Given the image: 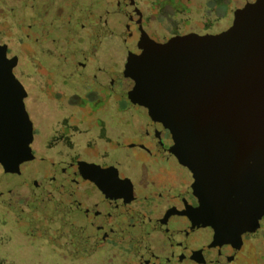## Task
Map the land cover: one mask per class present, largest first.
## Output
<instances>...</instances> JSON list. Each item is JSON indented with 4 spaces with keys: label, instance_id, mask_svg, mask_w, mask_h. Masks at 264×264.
Instances as JSON below:
<instances>
[{
    "label": "flooded vegetation",
    "instance_id": "1",
    "mask_svg": "<svg viewBox=\"0 0 264 264\" xmlns=\"http://www.w3.org/2000/svg\"><path fill=\"white\" fill-rule=\"evenodd\" d=\"M23 1L24 7L20 12L24 64L30 65L45 82L51 83L46 84L52 87V97L49 100L63 101L72 110L69 116H62L56 121L57 129L52 131L44 150H54L59 146L72 150L75 145L70 143L71 138H89L88 126L93 123L97 131L93 133L94 138L90 139L92 145L105 143L108 147L112 145V150H147L152 154L151 160L157 156L171 158L173 147L166 137L169 117L176 111L178 104L193 103L188 114L174 116L178 122L185 121V125L200 116L197 120L201 134L199 141L208 159L203 162L201 158H197L189 163H204L207 169L213 170L214 175H205L202 181L196 180L187 168L173 166L175 172L184 177L183 183H169V178L162 176V180L168 184L159 189V193L156 189L144 196L145 202L149 201L146 212L151 216L143 214L132 203L115 208L125 207L153 220L162 219L172 208H183L187 214L196 216L197 235L203 237L206 243L217 239L223 256L222 264H243V259L237 260L239 252L260 237L264 239V0H112L109 7L120 30L115 36H109L107 23H104L108 3L105 5L102 0L100 7L97 6L100 10V33L94 36L84 28L75 32L55 24L52 32L54 40L63 37L68 41L61 43L60 49L56 51H52L45 42L49 36L44 39L42 37L44 27L36 16V2L28 0L25 4L26 0ZM185 37L196 38L198 46H179L178 39ZM208 38L212 39L213 50L203 56L199 51L205 47ZM108 44L116 47V60L118 63L123 62L124 67H119V64H113L110 69L104 66L107 57L104 56V49ZM152 44L166 48L154 51L151 50ZM180 52L199 55L194 59L184 55L173 56ZM7 54L8 48L6 56ZM148 56L155 58L154 61L148 62ZM195 66L212 70L213 79L197 88V99L189 91L186 96H174V90L184 88L176 80L178 73ZM163 67L165 75H161V80L171 88L167 86L169 97L163 101L165 108L160 106L164 110L159 109L158 112L166 113V119H147L139 125L136 134L113 139L107 131V118L113 117L119 119L120 123L129 125L137 119V113H140L138 98L130 93L133 84L131 80L136 74L143 72L148 77L153 71ZM104 72L109 74L105 83ZM174 83L176 84L172 88ZM138 84L136 89L141 86V82ZM24 91L26 93L25 89ZM200 95L205 100H209L208 96L211 95L212 102L235 109L236 114L228 113L224 107L212 118H204L206 113L208 115L212 111V106L206 105ZM114 98H117L115 104H106ZM77 101L78 104H75ZM253 132L257 133V137L261 136L259 140L257 138L254 142L245 143L248 135ZM30 147L32 151V144ZM101 149L103 152L100 158L104 161V168H108L113 165L115 154H109L104 146ZM34 157L53 165L44 156ZM229 169H237L244 184L231 188L230 177H226ZM211 178L215 182L213 191L204 190L202 185L200 187V181L205 185H212ZM194 179L196 187L192 186ZM179 186L185 188L183 194L177 189ZM0 207L11 215L9 221L15 226L18 235L45 242L39 247L40 250L50 246L75 262L91 258L97 248L107 241L108 246L119 247L129 254L132 264H139L132 257L133 244L117 243L110 239L98 246L91 256L73 258L46 239L22 232L15 215L3 205L0 204ZM6 225V220H0V228ZM11 241L7 233H0V250L6 247L8 249ZM127 246L129 248L126 249ZM9 257L7 252L1 250L0 264H5L6 260V264H12L14 259ZM52 261L63 260L52 256Z\"/></svg>",
    "mask_w": 264,
    "mask_h": 264
},
{
    "label": "rangeland",
    "instance_id": "2",
    "mask_svg": "<svg viewBox=\"0 0 264 264\" xmlns=\"http://www.w3.org/2000/svg\"><path fill=\"white\" fill-rule=\"evenodd\" d=\"M27 1L28 0L25 1V4H27ZM34 1L36 2L34 9L37 10L38 14H36V16L40 18L41 21L39 20V22L44 27V34L42 37L44 39L49 36V39H45V42L50 46L52 51L59 50L61 43L68 42L63 37H61L60 40H54L52 32L54 31V26H56L55 24H60L68 30L75 32H77L79 28H84L89 34H93L94 36L100 33V10L97 9V6L100 7L102 0ZM106 3H108V11H106L107 14L104 16V23H107L109 36H115L120 33V30L116 22V17L114 13H112L111 7H109L112 0H104L105 5ZM23 4V0H0V44H5L7 46L8 54L6 56V61L14 65L13 75L27 93V98H25L23 102L33 126L34 137L32 153L34 156H44L48 161L53 163V165L73 172L82 183L91 186L100 198L108 201L113 207H120L123 204L132 203L136 209L140 210L146 216L151 215L146 212L149 201L145 202L144 196L147 192H153L156 191V189L159 193V189L168 184L167 181L164 182L162 180V176H167L169 178V183L170 181L173 183H181L182 179H184L181 174L175 172L176 167L178 168L181 166L187 168L189 173L193 174L196 180L203 179L205 175H214L213 170L207 169L204 163L200 165H192V163H189L197 158H201L203 162L208 159L199 141L201 134L197 120L200 116H197L186 125L185 121L178 122L179 120H176L174 116H184L188 114V110L192 108L193 103L184 105L178 104L176 111L169 117L170 120L166 137L170 139L172 143L171 146L173 147V149L170 148L174 152L171 158L157 156L151 160L152 154L147 150H134V148L112 150V145L108 147L105 143L104 145H92L90 139L94 138L93 133L97 131L96 125L93 123H90L88 126L89 138H85V140L76 136L71 138L70 143L75 145L72 150H65L60 146L54 150H44L48 140L52 136V131L54 128L57 129L56 121L62 116H69L72 110L68 105H65L63 101L57 100V102H54L53 100H49L52 97V87L46 84L50 82H45L41 75H38L36 71L32 70L30 65L24 64V44L22 41L23 35L20 12L22 7H24ZM12 10H14V12ZM36 24H38L37 21ZM53 44L55 47H53ZM212 50L213 42L212 39L208 38V42L205 47L199 51V54L206 56ZM61 51H63V48ZM115 52L116 47H113L111 44H108L107 48L104 49V56L108 57H106L104 66L109 69L113 64H119V67H124L123 62L118 63L119 61L116 60ZM199 54L180 52L173 56L178 57L184 55L194 59V57L196 58ZM164 72V67L157 71H153L148 77H145L146 75L141 72V74H136L134 79L131 80L133 84L130 93L138 98L137 106L140 113H137V119H134L129 125L122 124L119 119L113 117L110 119L107 118V131L113 139L118 136L136 134L137 131H139V125L147 119L151 121H164V119H166V113L162 111V113L158 112L159 109L164 110L165 102L163 101L169 97V93H167L168 85H165V82L161 80ZM212 72V70L208 69L203 70L200 66L181 70L178 76H176V80L183 84L184 88L180 87L174 90V96H186L189 91L190 93L193 92L194 99H197V88L204 82L211 80V78L213 79L212 75L214 73L212 74ZM26 74H29L30 77ZM108 77L109 74L104 72V83L107 81ZM140 82L141 86H138V89H136V85ZM175 84L176 83L172 85V88ZM203 97L204 96L200 95V98ZM208 98L211 99V95L210 97L208 96ZM210 99H204L206 105L212 106V111L208 115L206 113V116H203L204 118H212L214 115L219 114L224 107L227 109L228 113L232 115L236 114L235 109H229L219 102H212ZM116 101L117 98H114L106 104H115ZM75 104H78V101L75 102ZM72 123L74 122L72 121ZM256 134V132H253L248 135L245 143L254 142L257 138L259 140L261 136L257 137L258 135ZM88 142H90V144H88ZM102 146H104V150L109 154H115V161L113 165L108 168H104V161L100 158V154L103 152V148L101 149ZM46 154L48 156H46ZM74 159L76 161H74ZM72 160L74 162H71ZM173 166H175V168H173ZM1 169L0 167V179L3 175ZM227 171L226 177H230V184H232L230 186L231 188H238V186H241V183L244 184V181L240 180V173L237 169H229ZM195 179L192 183L194 187H196ZM201 181L199 183L200 187L202 185L204 190L213 191V184H215L213 178H211L212 185L210 186L207 184L205 185L203 182L201 183ZM156 186L158 187L156 188ZM177 189L180 190L181 194H183L185 190L183 186H179ZM155 198L157 199L158 197ZM10 216L11 215L5 208L0 207V220H6L8 224L0 228V233H7L10 240H12L11 243L9 242L8 249H6V247L4 248L6 250H1L4 253L7 252L10 255L9 258L14 259L12 264H65L63 261H68L71 264H132L129 254L125 253L124 250L119 247L112 245L108 246L107 241L97 248L95 254L91 258L81 259L75 262L65 257L62 252L53 250L50 246H47V249L40 250L39 247H42L45 242L39 239H26L18 235L15 231V226L9 221ZM127 248L129 247L127 246L126 249ZM52 256L63 261L54 262L52 261ZM239 259H243V264H264V239L260 237L254 243L244 247L237 256V260ZM7 261L8 260H6L5 264Z\"/></svg>",
    "mask_w": 264,
    "mask_h": 264
},
{
    "label": "water",
    "instance_id": "3",
    "mask_svg": "<svg viewBox=\"0 0 264 264\" xmlns=\"http://www.w3.org/2000/svg\"><path fill=\"white\" fill-rule=\"evenodd\" d=\"M178 40L182 47L198 46L196 38ZM6 49L0 44V204L15 215L22 232L46 239L73 258L91 256L110 239L133 244L132 257L139 264H222L217 239L206 243L195 233L194 214L175 207L153 220L115 208L74 173L36 159L26 93L6 61Z\"/></svg>",
    "mask_w": 264,
    "mask_h": 264
}]
</instances>
